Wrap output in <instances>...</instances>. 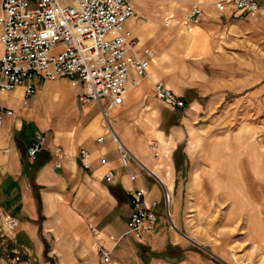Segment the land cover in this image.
<instances>
[{
	"label": "crops",
	"instance_id": "1",
	"mask_svg": "<svg viewBox=\"0 0 264 264\" xmlns=\"http://www.w3.org/2000/svg\"><path fill=\"white\" fill-rule=\"evenodd\" d=\"M130 1L142 19L132 17L125 27L138 44L155 48L153 41L166 32L155 28L154 33L147 23L151 21L145 15L147 9L143 10L145 3ZM170 1L180 8L198 6L202 10L200 22L189 25V30L180 22L189 37L174 26L170 50L180 60H216L214 54L221 49L216 41L225 33L229 42L230 34L264 30V17L250 13L238 20L228 11L218 12L215 0H158L155 20L160 21L170 10ZM177 75L174 87H167L185 104L188 99L185 115L179 117L178 109L165 106L153 96L152 85L157 80L148 71L136 85L125 84L121 103L106 111L107 128L96 102L79 101L83 89L77 79L35 81L34 93L25 98L21 85L0 93L1 106L12 110L0 126V218L3 223L8 219L17 222L10 231L2 227L12 247L23 252L26 261L104 264L100 256L103 251L115 264H169L160 252L166 245L181 243L163 223V190H171L174 174L171 161L164 159L162 151L172 150L187 133L194 107L202 101L189 92L195 84L183 82L184 75L178 70ZM165 113L174 116L169 118ZM173 118L177 124L170 126ZM108 128L130 153L125 166L119 161ZM36 132L43 133L44 144L29 159L25 148ZM99 136L100 142L96 141ZM55 145L61 148L59 167L51 155ZM81 149L87 152L83 159ZM99 157L105 159L104 164L99 163ZM107 171L112 172L110 182L103 178ZM132 190L140 192L144 206L156 216L144 243L126 228Z\"/></svg>",
	"mask_w": 264,
	"mask_h": 264
},
{
	"label": "rangeland",
	"instance_id": "2",
	"mask_svg": "<svg viewBox=\"0 0 264 264\" xmlns=\"http://www.w3.org/2000/svg\"><path fill=\"white\" fill-rule=\"evenodd\" d=\"M140 1L146 5L143 10L147 9L153 32L155 28L166 32L153 41L159 52L147 45L153 49L148 65L153 80L172 87L178 70L183 82L196 85L189 92L202 100L192 109L187 133L172 150L162 151L174 174L169 202L167 196L163 200V223L181 244L166 245L160 254L169 264H220L211 255L223 264H264V30L230 34L229 42L225 33L216 41L221 47L214 54L216 60H180L170 48L176 27L190 35L189 25L186 31L181 25L188 8L170 1V10L158 21L154 17L158 0ZM251 15L264 17V13ZM135 16L142 19L136 12ZM187 100L184 108L189 106ZM179 111V117L185 115L184 109ZM170 121V126L177 124L174 118ZM1 221L0 264H37L15 251Z\"/></svg>",
	"mask_w": 264,
	"mask_h": 264
},
{
	"label": "built area",
	"instance_id": "3",
	"mask_svg": "<svg viewBox=\"0 0 264 264\" xmlns=\"http://www.w3.org/2000/svg\"><path fill=\"white\" fill-rule=\"evenodd\" d=\"M214 7L238 20L250 13H264V1L260 0H215ZM133 15L130 0H0V93L21 85L25 98L34 93L35 81L77 79L83 89L79 101L96 102L107 128L106 111L121 103L125 84L134 86L146 76L151 58L150 49L138 44L124 25ZM201 17L202 10L191 6L181 17L182 24L196 25ZM168 18L163 25H167ZM152 94L171 109L186 106L160 81L153 83ZM11 113L0 104V126L3 117ZM108 131L119 161L125 166L130 153L109 128ZM101 140L100 136L96 139ZM43 144V133L36 132L25 148L26 156L33 159ZM51 155L59 167L61 148L55 145ZM79 155L83 159L87 152L81 149ZM98 161L105 163L103 157ZM103 178L112 181V172H105ZM162 197L166 198L165 190ZM129 199L127 232L144 243L156 216L144 206L139 191H130ZM16 226L13 219L4 221L6 230ZM100 256L104 264H115L107 252L101 251Z\"/></svg>",
	"mask_w": 264,
	"mask_h": 264
},
{
	"label": "water",
	"instance_id": "4",
	"mask_svg": "<svg viewBox=\"0 0 264 264\" xmlns=\"http://www.w3.org/2000/svg\"><path fill=\"white\" fill-rule=\"evenodd\" d=\"M184 239H186L187 241H189L192 245L201 248L198 244H196L194 241L190 240L188 237H186L183 234H180ZM202 249V248H201ZM210 255V254H209ZM211 257H213L217 262H219L220 264H223L221 261H219L217 258H215L214 256L211 255Z\"/></svg>",
	"mask_w": 264,
	"mask_h": 264
},
{
	"label": "bare ground",
	"instance_id": "5",
	"mask_svg": "<svg viewBox=\"0 0 264 264\" xmlns=\"http://www.w3.org/2000/svg\"><path fill=\"white\" fill-rule=\"evenodd\" d=\"M150 60H151V58H150ZM151 62V61H150ZM147 72H148V69H147ZM166 192V191H165ZM166 196H167V200H168V202H169V197H168V195H167V192H166Z\"/></svg>",
	"mask_w": 264,
	"mask_h": 264
}]
</instances>
